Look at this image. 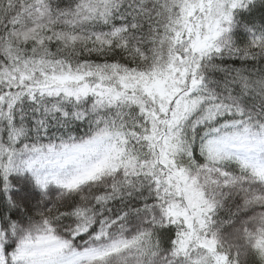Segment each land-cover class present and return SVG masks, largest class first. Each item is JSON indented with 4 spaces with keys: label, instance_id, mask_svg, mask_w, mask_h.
<instances>
[{
    "label": "snow or ice",
    "instance_id": "1",
    "mask_svg": "<svg viewBox=\"0 0 264 264\" xmlns=\"http://www.w3.org/2000/svg\"><path fill=\"white\" fill-rule=\"evenodd\" d=\"M0 264H264V0H0Z\"/></svg>",
    "mask_w": 264,
    "mask_h": 264
}]
</instances>
